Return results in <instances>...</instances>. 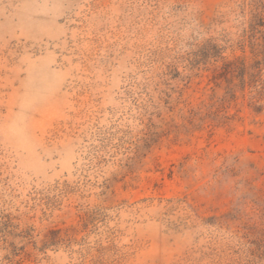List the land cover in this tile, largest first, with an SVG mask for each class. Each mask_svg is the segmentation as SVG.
Instances as JSON below:
<instances>
[{
  "label": "rangeland",
  "instance_id": "374dc122",
  "mask_svg": "<svg viewBox=\"0 0 264 264\" xmlns=\"http://www.w3.org/2000/svg\"><path fill=\"white\" fill-rule=\"evenodd\" d=\"M0 264H264V0H0Z\"/></svg>",
  "mask_w": 264,
  "mask_h": 264
}]
</instances>
